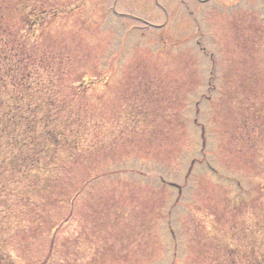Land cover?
I'll list each match as a JSON object with an SVG mask.
<instances>
[{"label":"rangeland","instance_id":"obj_1","mask_svg":"<svg viewBox=\"0 0 264 264\" xmlns=\"http://www.w3.org/2000/svg\"><path fill=\"white\" fill-rule=\"evenodd\" d=\"M1 114L0 264H264V0H0Z\"/></svg>","mask_w":264,"mask_h":264},{"label":"trees","instance_id":"obj_2","mask_svg":"<svg viewBox=\"0 0 264 264\" xmlns=\"http://www.w3.org/2000/svg\"><path fill=\"white\" fill-rule=\"evenodd\" d=\"M6 113V112H5ZM6 115V114H5ZM0 117L1 118H4V119H0V125H2V123H7V122H9V121H11L12 120V118H9V117H7V116H4L3 114H1L0 115ZM2 128H0V130H1ZM2 138H3V136H2V134H0V146H1V143H2Z\"/></svg>","mask_w":264,"mask_h":264}]
</instances>
